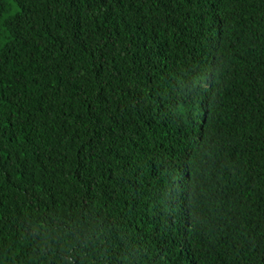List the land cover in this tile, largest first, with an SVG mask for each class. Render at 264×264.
I'll use <instances>...</instances> for the list:
<instances>
[{
    "label": "trees",
    "instance_id": "trees-1",
    "mask_svg": "<svg viewBox=\"0 0 264 264\" xmlns=\"http://www.w3.org/2000/svg\"><path fill=\"white\" fill-rule=\"evenodd\" d=\"M0 264H264V0H0Z\"/></svg>",
    "mask_w": 264,
    "mask_h": 264
}]
</instances>
